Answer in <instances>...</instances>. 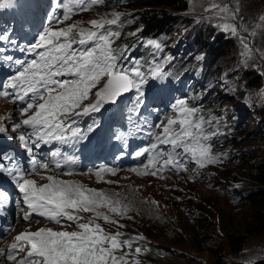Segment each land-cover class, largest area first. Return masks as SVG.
<instances>
[{
    "label": "snow or ice",
    "instance_id": "6c2138e0",
    "mask_svg": "<svg viewBox=\"0 0 264 264\" xmlns=\"http://www.w3.org/2000/svg\"><path fill=\"white\" fill-rule=\"evenodd\" d=\"M15 3L16 0H0V8H10ZM104 3L105 0H55L50 5L46 25L33 42L20 49L26 58L5 57L17 67L6 82L0 83V97L23 105L19 112L24 118L13 125V130L21 127L30 130L19 135L29 152L32 151L29 144L40 149L42 145H71L86 138L78 126L83 117L98 113L105 105L115 104L124 94L135 91V102L129 109L131 121L133 115L139 114L143 85L149 77L159 79L166 75L163 64H149L142 70L140 60L133 59L130 67L124 66L129 46L118 45L117 41L125 23L133 21L122 20L123 13L113 11L110 16L90 19L88 26L82 21H73L76 14ZM205 11L211 13L208 19H217V28L240 38L246 59L253 56V49L241 36L242 32H249L248 27L235 22L239 8L209 0ZM259 21L255 27L264 28V15ZM139 31L142 29L127 35L135 37ZM249 34L255 36V29ZM0 42L15 43L7 32H0ZM146 44L162 49V44L155 39H148ZM261 56L264 57V52ZM95 126L94 120L87 131H93ZM147 128L146 135L154 142L134 153L136 157L148 154L147 163L141 168L129 169L136 175L157 176L166 169L186 171L189 161L198 168L220 162L210 143L213 137L222 134L218 118L206 117L202 108L191 106L187 98L176 99L171 104V113ZM6 131L0 124V133ZM136 131H141L139 125ZM162 146H168L167 150ZM49 156L50 161L32 157L28 171L15 164L7 171L13 176L25 205L22 219L31 222L38 217L59 226V230L29 227L20 231L6 247H0V264H141L139 256L146 249L134 245L145 238H124L119 229L125 225L116 219L126 216L131 205L124 203L118 193L63 179L76 174L72 167L76 157L63 153L60 148L53 149ZM117 171L116 167L100 165L83 175H94L97 182L113 183L104 177ZM32 176L35 178H29ZM7 200L8 194L0 191V204ZM41 219L36 223L40 224ZM113 225L115 231L111 229ZM245 264L254 262L249 259Z\"/></svg>",
    "mask_w": 264,
    "mask_h": 264
},
{
    "label": "rangeland",
    "instance_id": "374dc122",
    "mask_svg": "<svg viewBox=\"0 0 264 264\" xmlns=\"http://www.w3.org/2000/svg\"><path fill=\"white\" fill-rule=\"evenodd\" d=\"M183 2L186 5L184 10L160 6L159 9H164L165 14L152 21L154 26L151 28L154 35L162 34L159 40L152 36H142L144 33L140 34L141 31L135 37L127 35L138 29H130L133 26L122 29L117 44L129 46L124 66L130 67L133 59L140 60L142 70H146L149 64H163L166 75L159 79L149 77L143 85V99L152 95V102H147L150 110H139V114L133 115L130 121L129 109L135 102V97H132L127 107L122 108L116 117L112 130L119 128L131 134L136 124L154 126L171 113V104L176 99L187 98L191 106L201 107L206 117L211 115L218 118L222 134L213 137L210 143L213 145V153L220 156V162L198 168L194 162L189 161L186 171L166 169L157 176H139L131 171L106 174L104 180L113 183L97 182L94 175L62 178L78 180L88 187L109 193H118L124 203L131 205V211L126 216L116 219L125 225L119 229L124 233V238L143 236L151 244L149 247L140 246L146 249L139 256L141 264H245L249 259L254 264H264V259H260L264 256V229L261 233L247 230L251 228L249 222L253 219V209L241 197L243 192L253 187L249 177L253 164L257 159L264 158V57L261 56L264 52V28L255 27L260 23L259 17L264 15V0H218L233 9L239 8L235 22L246 25L249 32L253 29L256 31L255 36L249 32L241 33L253 49V56L247 59L242 55L244 49L240 38L217 28V19L207 18L211 16V13L205 11L209 0ZM54 3L55 0H49L47 12H44L43 19L28 42L0 45L2 63L7 62L5 57L8 55L14 59L26 58L20 49L33 42L46 25L51 12L50 5ZM153 9L157 7L141 3L125 5L120 0H105L103 5L76 14L73 21H82L88 26L90 19L110 16L113 11L123 13V19L128 12L136 14ZM25 16L28 15L25 13ZM12 21L10 19L9 23ZM13 26V33H22V24L15 23ZM148 39L160 42L162 49L148 46ZM178 56H181L180 59L186 58L185 63H180ZM175 64L185 66L189 74L180 80L179 88H174V83L164 86L166 94L171 93L168 96L162 89L167 74ZM16 67L10 62L7 69L0 68V83L2 80L6 82L15 73ZM169 77L172 80V76ZM192 88L203 91L204 103H191L194 96L188 90ZM0 98V118H4L0 119V124L8 132L24 117L20 115L18 104ZM117 109L115 106L111 113L117 114ZM99 121L104 123L100 118ZM6 132L1 133L0 138ZM15 133L19 131L10 135ZM153 142V138H150L149 143ZM21 144L18 136L15 147ZM162 147L167 150L168 146ZM7 155H10V150L3 154ZM29 227L32 230L39 227L59 230V226L41 219L40 224L36 221L21 224L14 234ZM111 229L115 231L116 226H111ZM148 229L151 236L146 233ZM232 234L242 237L235 249L229 245Z\"/></svg>",
    "mask_w": 264,
    "mask_h": 264
},
{
    "label": "trees",
    "instance_id": "16d2710c",
    "mask_svg": "<svg viewBox=\"0 0 264 264\" xmlns=\"http://www.w3.org/2000/svg\"><path fill=\"white\" fill-rule=\"evenodd\" d=\"M122 4L125 5H132L135 3H141V4H147V5H153L156 6L157 9L149 10V12H138L131 14L130 12L126 13L122 20H132L133 23L127 24L125 23L123 28H128L130 26V29H142L140 34H143L142 36L145 37H151L156 38L159 40V37L162 35L160 33L154 35V32L151 28L154 26L152 21H154L156 18H159L165 14L164 9H159L162 6L163 8H170V9H180L184 10L186 9V5L183 2V0H120ZM146 32V33H145ZM204 51V50H202ZM224 54V53H222ZM215 55V53H214ZM178 56V61L180 63H185L186 58L180 59ZM187 68L185 66H178V64H175L174 68L170 70V75L172 76V80L174 82H178L181 79H184V77L189 74L186 72ZM197 87V86H193ZM188 92H191L194 96V100L191 102L194 105H198L199 102H202L204 100L203 97V91L201 89L192 88L191 90H188ZM202 95V97L199 99V96ZM204 103V102H202ZM249 177L252 182V188H250L248 191L243 192L241 194V197L246 199L250 206L253 209V219L249 222V225L251 226L247 228V230L250 232V230L253 231V233H261L264 229V158H259L255 161L253 164L252 171L249 172ZM256 230V231H255ZM146 233L151 236L150 229L146 230ZM244 234V233H243ZM241 235L232 234L229 238V245L232 249L237 248L239 243L242 241ZM135 245L149 247L151 244L149 242H146L145 240L137 241ZM134 245V246H135ZM260 259H264V256Z\"/></svg>",
    "mask_w": 264,
    "mask_h": 264
},
{
    "label": "bare ground",
    "instance_id": "6f19581e",
    "mask_svg": "<svg viewBox=\"0 0 264 264\" xmlns=\"http://www.w3.org/2000/svg\"><path fill=\"white\" fill-rule=\"evenodd\" d=\"M0 100H1V98H0ZM121 140H122V138L119 137V138H118V142L121 141ZM120 147H122V146L118 143V144L116 145V148H120ZM133 168H134V167H133ZM140 168H141V167H140Z\"/></svg>",
    "mask_w": 264,
    "mask_h": 264
},
{
    "label": "water",
    "instance_id": "95a60500",
    "mask_svg": "<svg viewBox=\"0 0 264 264\" xmlns=\"http://www.w3.org/2000/svg\"><path fill=\"white\" fill-rule=\"evenodd\" d=\"M130 93V92H129ZM129 93H126V94H129ZM125 95V94H124Z\"/></svg>",
    "mask_w": 264,
    "mask_h": 264
}]
</instances>
